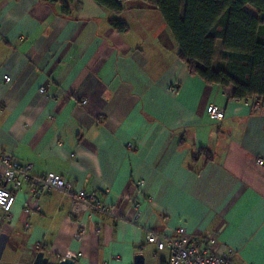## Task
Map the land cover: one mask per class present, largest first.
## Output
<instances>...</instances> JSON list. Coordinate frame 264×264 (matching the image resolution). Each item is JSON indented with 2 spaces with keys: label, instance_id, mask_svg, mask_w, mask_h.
<instances>
[{
  "label": "crops",
  "instance_id": "1",
  "mask_svg": "<svg viewBox=\"0 0 264 264\" xmlns=\"http://www.w3.org/2000/svg\"><path fill=\"white\" fill-rule=\"evenodd\" d=\"M69 6L0 0V156L73 181L116 214H85L82 234L72 197L51 192L35 210L26 182L8 219L0 210L10 236L0 264H35L39 251L48 264H134L137 254L161 264L167 253L146 233L178 227L214 237L235 264H264L263 101L190 75L157 0H123L121 15L95 0Z\"/></svg>",
  "mask_w": 264,
  "mask_h": 264
},
{
  "label": "trees",
  "instance_id": "2",
  "mask_svg": "<svg viewBox=\"0 0 264 264\" xmlns=\"http://www.w3.org/2000/svg\"><path fill=\"white\" fill-rule=\"evenodd\" d=\"M44 1L61 3L63 13L70 15L69 2L77 0ZM95 1L116 15L124 11L123 0ZM157 7L190 75L208 84L233 85L236 100L264 102V0H157ZM111 24L119 33L129 32L120 18ZM219 40L222 53L215 67Z\"/></svg>",
  "mask_w": 264,
  "mask_h": 264
},
{
  "label": "built area",
  "instance_id": "3",
  "mask_svg": "<svg viewBox=\"0 0 264 264\" xmlns=\"http://www.w3.org/2000/svg\"><path fill=\"white\" fill-rule=\"evenodd\" d=\"M7 81L10 78H6ZM41 92H46L42 88ZM258 100V99H255ZM85 104L86 101H83ZM264 103V102H263ZM206 113L211 120H222L224 111L215 104H210L206 108ZM130 148L132 144H129ZM259 165H264V160L258 159ZM32 163H22L13 156H0V210L3 212V219H8L17 203V192L23 189L26 182L29 183V191L34 198V209L40 210V200L51 192H59L72 197V214L80 220L81 233L86 232L84 215L87 213H100L113 216L116 209L106 200L102 199L94 192L84 189H77L73 181L64 179L56 174L38 176L33 173ZM145 180H140L139 199L135 202L138 211L137 218L142 213V203L140 198L146 195L143 187ZM149 200V198H146ZM146 241L155 246L157 252L167 253V264H235L233 254L230 250L228 255H220L215 249L216 239L209 237L202 239L188 234L184 227H178L174 232L148 231Z\"/></svg>",
  "mask_w": 264,
  "mask_h": 264
},
{
  "label": "water",
  "instance_id": "4",
  "mask_svg": "<svg viewBox=\"0 0 264 264\" xmlns=\"http://www.w3.org/2000/svg\"><path fill=\"white\" fill-rule=\"evenodd\" d=\"M9 234L2 232L0 234V260L3 257L5 249L7 247L9 241ZM49 259L45 257V253L43 251H39L35 260V264H48ZM145 256L143 254H137L135 257L134 264H145ZM60 264H76L75 259L73 257L64 259Z\"/></svg>",
  "mask_w": 264,
  "mask_h": 264
},
{
  "label": "rangeland",
  "instance_id": "5",
  "mask_svg": "<svg viewBox=\"0 0 264 264\" xmlns=\"http://www.w3.org/2000/svg\"><path fill=\"white\" fill-rule=\"evenodd\" d=\"M221 53H222V45H220V47L217 48V62L220 64V57H221ZM155 262H158V260H156Z\"/></svg>",
  "mask_w": 264,
  "mask_h": 264
}]
</instances>
